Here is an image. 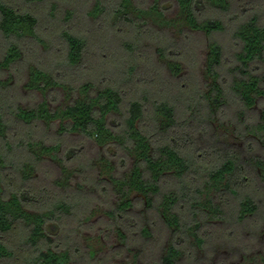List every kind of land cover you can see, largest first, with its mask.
I'll return each mask as SVG.
<instances>
[{"label": "rangeland", "instance_id": "374dc122", "mask_svg": "<svg viewBox=\"0 0 264 264\" xmlns=\"http://www.w3.org/2000/svg\"><path fill=\"white\" fill-rule=\"evenodd\" d=\"M8 1L19 10L34 13L38 24L35 36L28 35L18 41L21 57L0 71V99L5 100V105L0 102V113L8 112L3 117L8 130L6 141L0 138V155L8 154L4 158L0 156V165L7 161L11 172L2 187L8 194L14 189V182H23L22 174L11 165L16 162L21 166L27 161L26 144L37 142L42 161L34 165L32 179L25 187L40 189L45 207L58 195L71 204L65 214L50 222L54 227L50 223L47 226L51 243L43 249L50 246L58 254L69 253L65 264H163L167 248L173 243L180 246V257L175 264H264V180L257 168V160L264 159V146L251 134H241L244 128L241 122L256 121L262 114L264 98H258L257 104L244 114L233 100L226 107L217 108L212 98L213 80L207 71L211 36L185 23L178 2L160 0L157 9H153L155 0H130L126 8L121 5L123 0ZM230 2L227 15L244 8L248 10L242 15H257L264 24V0ZM227 15L223 17L225 30L212 37L223 45L226 60L230 62L238 48ZM63 30L85 39L80 65L73 66L66 61ZM8 43L0 35V61ZM175 64L178 70L173 69ZM260 65L258 74L264 72V64ZM34 67L53 73L60 84L43 90L31 89L30 75ZM87 83L91 86L84 93L82 88ZM110 85L119 86L123 93L120 109L106 118L115 135L123 132L131 100L146 98L151 103L169 99L182 109L183 121L192 123L190 133L198 147L214 146L223 152L230 148L242 155L250 177L236 180L233 186L238 185L240 193L254 197L257 212L239 219V197L206 189L199 200L206 202L209 195L214 199L211 206H220L221 212H212L209 205L208 211L200 210L197 204L199 214L181 231L165 222L157 208L159 197H152L153 206L146 196L132 191L129 194L132 207L123 217L115 218L110 211L120 203L122 193L111 183V174L125 176L132 170L137 159L133 149H122L118 139L107 138V144L101 145L81 133L66 132L63 129L66 119L61 117L28 124L14 114L17 106L33 108L43 102L50 110L60 111L78 99L95 97L100 89ZM188 92H193L199 100L209 95L214 107L203 117L205 120H195L198 102H192L191 108L183 102ZM237 113L243 115L241 121ZM4 142L8 145L2 147ZM51 145L58 148L41 152V147ZM170 175H166L161 185L166 191L176 192L177 180ZM178 206L174 212L184 221L190 205L181 202ZM143 228L148 234H144ZM29 230L26 225L2 235L16 248L15 258L6 259L3 264H25L29 253L19 244L28 240ZM193 232L204 238L202 245H198ZM32 258L36 257L32 255ZM39 264H45L41 258Z\"/></svg>", "mask_w": 264, "mask_h": 264}, {"label": "trees", "instance_id": "16d2710c", "mask_svg": "<svg viewBox=\"0 0 264 264\" xmlns=\"http://www.w3.org/2000/svg\"><path fill=\"white\" fill-rule=\"evenodd\" d=\"M24 1L34 3L40 0ZM159 1L155 0L153 9H157L156 4ZM176 1L185 23L193 29L204 30L208 36H211L207 71L213 80L212 98L217 108L220 110L233 100L242 114L252 109L257 104L258 98H264V72L257 73L261 67L260 64H264V24L261 23L260 18L257 15L249 17L245 15V17L242 13L248 9L244 8L241 12H234L232 16L227 15L231 9L230 0ZM121 5L126 8L130 5V0H123ZM225 15L229 17L231 34L238 48L230 62L226 60L223 45L212 37L214 33L221 32L227 27L223 18ZM37 24L38 18L31 11L19 10L8 0H0V35L10 42L0 61V71L10 67L21 57L18 41L28 35L35 36ZM62 36L66 42L67 63L73 66L80 65L86 48L85 39L68 30H63ZM172 67L174 70L179 68L176 64ZM58 84L60 83L53 73L38 67L32 69L29 83L31 89L43 90ZM90 86V83L84 84L82 91L88 92ZM187 94L186 99L183 100L187 108H191L192 102H198L194 114L195 120L212 112L214 105L210 102L209 95L205 94L199 100V97L192 95L193 92ZM145 99L130 101L123 132L120 135H115L106 121L107 115L117 112L123 102L122 90L116 85L105 86L95 97L78 99L60 111L50 110L43 102L33 108L17 106L14 114L19 120L28 124L61 117L66 119L63 125L66 132L81 133L101 145L107 144L105 142L107 138L112 141L118 139L122 149H133L137 159L132 170L125 176L111 174V183L122 193L120 203L110 211V215L115 218L123 217L132 207L133 202L129 196L132 191L146 196L149 204L153 206L155 204L152 197H159L157 208L164 216L165 222L168 226L181 231L189 227V223L193 222L194 217L199 214L196 209L197 204L200 210L207 211L208 205H213L214 199L209 195L206 202L199 200V196L206 189L207 191L215 190L220 194L231 193L239 197L237 203L239 219L257 212L258 204L254 197L240 193L237 189L238 185L233 186L236 180L240 178L246 180L250 177L249 169L242 162V155L230 148L223 152L214 146L198 147L190 133L192 123L188 125L187 121H183L182 109L179 110L169 99H160L151 103ZM4 101L0 99L2 105ZM180 111L181 114H179ZM240 113H237L239 120L243 116ZM7 114L6 111L0 113V138L4 141H6L8 128L3 117ZM242 123H244L245 131L243 128L241 134H251L264 146V110L256 121ZM6 145L8 143H2V147ZM38 146L40 144L37 142H28L26 144L27 161H24L21 166H19L20 163H12L11 167L16 172L19 171L24 179L21 183L14 182L12 184L14 189L8 194L3 190L2 184L6 183L8 176L11 175L8 170L10 166L7 165V161H3L0 165V264H3L6 259L15 258L16 255V248L8 244L2 235L9 234L16 228L23 229L26 225L30 228L29 238L22 240L21 245L19 244L20 247L25 246L29 253V256H25V264H39L40 258L45 264H65L70 258L67 252L58 254L50 246L47 250H44L43 246L51 243L47 226L51 221L65 214L64 212L70 209L71 204L66 198L58 195L45 207L46 201L42 191L30 185H28L30 188L25 187L26 182L32 179L34 165L42 161L36 149ZM57 148V145L43 146L41 152L42 150L52 152ZM7 154L8 152L0 156ZM257 162L260 177L264 180V159ZM107 165L109 166V163ZM108 166L107 168L110 169ZM64 169L67 170L66 167ZM167 174L176 178L178 191L163 189L161 184ZM64 182L67 181L64 180ZM33 191L37 192L38 197ZM181 202L185 206L190 205L189 212H186L189 213L188 218L184 221L174 212ZM33 207L36 209L43 207L45 210L33 212L30 210ZM211 207L212 212L215 213L222 210L220 206ZM50 225L53 224L50 223ZM143 232L148 234L145 228ZM193 234L198 245H202L204 238L195 232ZM32 255L36 258L33 259ZM178 257H180V246L172 243L163 257V264H175Z\"/></svg>", "mask_w": 264, "mask_h": 264}]
</instances>
